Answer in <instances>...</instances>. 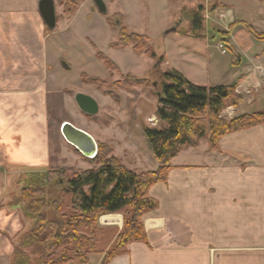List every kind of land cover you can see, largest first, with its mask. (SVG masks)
Masks as SVG:
<instances>
[{"label":"crops","instance_id":"1","mask_svg":"<svg viewBox=\"0 0 264 264\" xmlns=\"http://www.w3.org/2000/svg\"><path fill=\"white\" fill-rule=\"evenodd\" d=\"M2 2L0 264H14L15 249L32 222L12 201L19 195L21 177L52 170L58 162L52 156L50 126L53 84L54 78L65 77L70 67L63 61L62 70L55 65L61 56L55 51L56 32H46L39 0L33 5L23 0ZM217 2L221 9L216 11L225 25L216 24L213 29L229 32L224 42L248 64L229 68V83L223 84L213 82L221 70L210 63V67L204 66L205 81L200 86H234L240 102L234 105L233 99L228 100L221 113L230 120L264 111L260 109L264 108V41L256 47L253 37L237 24L247 23L264 33L258 24L264 23V3ZM254 11L257 25L246 18ZM221 54L226 51L221 49ZM249 106L258 110L247 113ZM148 196L158 207L142 217L146 241L129 243L125 252L108 264H264V124L222 137L215 150L207 139L198 147L183 149L171 162L167 182L152 186ZM113 220L117 217H103L101 222ZM108 225V247L90 256L88 264L93 259L94 264L102 263L103 252L122 229V220Z\"/></svg>","mask_w":264,"mask_h":264},{"label":"rangeland","instance_id":"2","mask_svg":"<svg viewBox=\"0 0 264 264\" xmlns=\"http://www.w3.org/2000/svg\"><path fill=\"white\" fill-rule=\"evenodd\" d=\"M2 1L16 0H0V3ZM23 1L31 5L37 3V0ZM52 1L56 17L52 31L56 32L53 38L58 44L55 51L61 55L55 65L62 70L60 62L63 61L70 67V71L64 73L65 77L54 78L50 126L54 140L52 156L58 162L52 170L71 174L92 167L87 158L63 139L60 128L67 122L88 133L98 147L102 145L103 158H115L136 173L155 171L158 163L143 128L157 126L155 111L162 83L161 72L177 69L194 83L202 85L204 66L210 67L211 63L212 68L221 70L213 82L229 83L231 55L229 52L221 54L219 44L222 46L224 41L214 30L216 24L225 25L224 18H219L216 11L221 9L217 0H103L107 9L105 14L97 11L93 0ZM200 7L205 20L204 40L189 37L187 14ZM256 15V11L248 12L247 21L257 25ZM258 24L264 30V23L259 21ZM122 26L127 33L146 36L156 58L135 54L131 47L112 48ZM46 32L50 33L48 29ZM262 42L254 40L256 47ZM221 48L225 49L224 46ZM99 53L114 65V69L106 67L102 58L97 56ZM162 56L164 61L160 63ZM247 61L241 56L239 64H248ZM78 93L96 101V115L87 116L80 112L74 101ZM256 107H246V112L257 111ZM105 216H115L117 220L103 223L101 219ZM121 220L123 226V213L103 215L98 219L99 250L108 245L105 231L108 224L114 225Z\"/></svg>","mask_w":264,"mask_h":264},{"label":"trees","instance_id":"3","mask_svg":"<svg viewBox=\"0 0 264 264\" xmlns=\"http://www.w3.org/2000/svg\"><path fill=\"white\" fill-rule=\"evenodd\" d=\"M187 15L189 37L204 40L203 9L189 11ZM237 24L243 25L254 40L264 41V33H258L249 24ZM218 33L223 41L229 35V32ZM222 46L231 55L232 67L239 65L240 56L235 50L225 42ZM111 47H131L135 54L156 58L148 38L127 33L124 26L119 28V38ZM97 56L107 68L114 69L107 58L100 53ZM163 61L164 56L159 62ZM160 77L162 83L155 111L158 124L143 128L158 163L157 170L131 171L115 158H103V148L99 145L96 157L89 160L90 169L71 174L48 170L21 177L19 195L12 203L21 208L32 226L19 240L14 264H88L90 256L102 253L97 248L98 219L123 213L122 230L103 252L101 264H108L125 252L129 243L146 241L142 217L158 207L148 191L157 183L167 182L171 162L183 149L198 147L207 139L210 148L215 150L222 137L264 124V111L230 120L221 117L228 100L233 99L234 105L240 102L234 86L196 85L174 69L162 71Z\"/></svg>","mask_w":264,"mask_h":264},{"label":"water","instance_id":"4","mask_svg":"<svg viewBox=\"0 0 264 264\" xmlns=\"http://www.w3.org/2000/svg\"><path fill=\"white\" fill-rule=\"evenodd\" d=\"M93 3L99 13L105 14L107 12L103 0H93ZM38 11L44 25L49 30H54L56 26L54 2L52 0H39ZM74 101L82 114L94 116L98 113V104L92 97L78 93L75 95ZM60 133L65 142L84 158L93 160L96 157L98 146L88 133L67 122L61 125Z\"/></svg>","mask_w":264,"mask_h":264},{"label":"bare ground","instance_id":"5","mask_svg":"<svg viewBox=\"0 0 264 264\" xmlns=\"http://www.w3.org/2000/svg\"><path fill=\"white\" fill-rule=\"evenodd\" d=\"M105 217H107V218H108V216H105ZM109 217H113V216H109ZM106 222H110V221H106ZM103 223H105V222H103Z\"/></svg>","mask_w":264,"mask_h":264},{"label":"built area","instance_id":"6","mask_svg":"<svg viewBox=\"0 0 264 264\" xmlns=\"http://www.w3.org/2000/svg\"><path fill=\"white\" fill-rule=\"evenodd\" d=\"M221 47H222V46H220V48H221ZM221 49H223V48H221ZM223 52H225L224 49H223Z\"/></svg>","mask_w":264,"mask_h":264}]
</instances>
